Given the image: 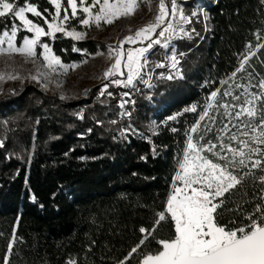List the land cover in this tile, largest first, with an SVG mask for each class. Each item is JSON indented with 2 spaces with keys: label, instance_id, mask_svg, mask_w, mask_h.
<instances>
[{
  "label": "trees",
  "instance_id": "obj_1",
  "mask_svg": "<svg viewBox=\"0 0 264 264\" xmlns=\"http://www.w3.org/2000/svg\"><path fill=\"white\" fill-rule=\"evenodd\" d=\"M183 1L190 15L196 0ZM15 3L17 7L33 3L47 17L53 13L49 0ZM203 3L206 28L192 19V39L173 42L182 78L159 79L160 73L167 76L175 71L155 67L170 63V49L155 46L148 57L153 87L141 83L127 92L129 102L124 112L130 116L123 115L113 102L105 105L96 101L93 108L79 109L74 104L42 100L30 91L0 99V264L5 256L9 264H119L143 238L139 229L151 230L157 214L165 211L173 177L187 147L186 133L198 145H219L224 125L230 126L234 118L225 116L224 108L218 105L229 104L234 117L250 94H264L259 87L264 80V47H259L264 45V0ZM10 24V18H0V30ZM57 37L51 47L63 62L81 61L95 52L89 41ZM73 45L81 51L74 52ZM249 52L255 56L237 72ZM233 72L236 76L230 79ZM218 90L216 100L209 101L211 93ZM224 91L239 99L224 96ZM209 103L208 116L200 120ZM193 105L196 111H184ZM256 107L257 115L251 120L247 116L235 119L231 135L242 140L248 139L241 135L244 131L254 135L246 125L260 123L264 103L257 101ZM81 110L83 118L77 115ZM177 113L182 114L176 120H167ZM197 121L198 131L191 133ZM150 122L155 125L153 131ZM222 141L239 148L237 141L225 137ZM258 147L264 150V145ZM205 154L224 164L218 156ZM255 160L264 161V155L252 154L247 167L237 168L233 174L248 172ZM261 176L264 170L253 168L242 186L225 194L226 209L230 210H226L225 224L232 221L233 227L243 226L250 223L249 215H261L255 211L257 205L264 206ZM174 231L169 217L155 240L125 264H140L145 255L160 251L162 246L155 241L174 238Z\"/></svg>",
  "mask_w": 264,
  "mask_h": 264
},
{
  "label": "snow or ice",
  "instance_id": "obj_2",
  "mask_svg": "<svg viewBox=\"0 0 264 264\" xmlns=\"http://www.w3.org/2000/svg\"><path fill=\"white\" fill-rule=\"evenodd\" d=\"M50 3L55 6V15L48 19L38 10V7L27 3L25 6L17 7L15 0H0V18L11 16L13 20L18 19L21 26L12 24L11 30L7 28L0 33V54L19 53L26 59H31L36 62V58L42 57V67L47 71L39 72L38 75L31 76L30 79L40 82L41 77L47 78L50 73L66 74L70 69H75L77 64H65L60 56H57L52 47L48 43H43L41 37H51L57 39V34L65 37H70L74 41L86 39V33L77 31L75 28L69 30V21L80 17L79 23L85 27L95 25L100 27L101 23L111 24L114 20L123 17L131 16L137 10L140 0H67V7H64L63 0H50ZM98 6V8H97ZM71 9L69 15L68 9ZM63 10V16L61 11ZM45 12L48 10L45 9ZM199 12H203L200 9ZM199 12L193 11L190 15L185 14L180 0H159L158 11L152 22L135 31L134 35H129L124 40L119 42L118 47L109 45L108 57L114 60L111 66L103 73V79L109 81L100 89V96L107 95L111 97L113 94L107 89L109 84L122 86L125 88H135V82L141 80L146 86L153 87L149 80H143V75L146 69L149 68V55L155 46L159 45L165 49H170L172 54L168 57L170 63H158L156 68L169 67L175 70V74L167 76L160 73L159 79L173 80L182 78L178 70L180 60L177 58V53L173 45L174 41L183 39H192L195 29L188 31L184 25H190L192 19ZM27 13H31L35 17H41L43 23L47 26V31L39 23L27 17ZM83 13V16H81ZM205 19L207 15L205 14ZM25 30L32 35L24 36L22 43L17 46L16 37L18 32ZM7 47H4V45ZM125 44L141 45L139 47L124 48ZM42 49L39 53L37 48ZM264 47V45H259ZM81 51L75 45L73 49ZM84 54L87 55L86 50ZM103 55V53H97ZM183 56L184 53H179ZM255 56L254 52H249L240 62V67L237 72L243 70L245 64L248 63L250 57ZM82 61L81 63H86ZM118 79L116 77H125ZM236 76V72L231 74V78ZM18 79L15 75H7L0 73V80L3 79ZM222 83H227L222 81ZM42 87L47 88L46 84ZM237 87H244L237 85ZM259 87L264 90V80L260 81ZM247 91V89H245ZM219 94L218 91L211 93L209 101L216 100ZM127 96L128 93H123ZM224 96H231L232 99L238 100L239 97L233 96L230 91H224ZM251 98L245 100V105L241 106L239 111L235 112L233 117L229 104L225 103L218 105L225 110V116L240 120L241 117L247 116L249 120L257 115L256 102L264 103V94L256 96L250 94ZM61 99H65L61 96ZM128 103L127 100H122L120 107ZM212 107L209 103L200 116V120L208 116V109ZM232 105L231 108H235ZM187 111H196V105L184 109ZM262 115L260 123L256 127L246 125L250 128L249 131L241 133L248 139H238L237 135L233 134L229 137L230 140L237 141L239 148H234L231 144H224L221 140L219 145L209 142L207 145H197L192 135H188L187 147L185 149L183 160L179 162V169L173 177V192L169 195L167 206L164 212L157 214L158 219L155 220L151 230L141 227L139 231L144 234L139 243L131 249L128 256L119 264H125V261L131 258L145 244L155 240V234L159 231L162 225L169 220L174 222V238L159 239L155 241L162 246V250L155 254H147L140 261V264H264V206L257 205L255 211L261 213L259 217L253 218L252 215L247 217L250 223H245L243 226L233 227L232 221L228 224L224 223L226 214V204L228 198L225 194H232L233 190L238 186H242L247 177L251 174V169L261 167L264 170V161L255 160L251 163L248 172L243 175H235L233 171L237 168L247 167V161L251 160L252 154L260 152L264 155L258 145H264V109H261ZM169 116L167 120H176L178 115ZM123 115L130 116L131 113L124 112ZM83 118V110L80 113ZM167 121H165L166 123ZM116 123V121H112ZM200 121H197L192 126L190 132L198 131ZM228 125H224V132H227ZM91 131V130H89ZM124 132L129 129L123 130ZM176 131L175 128L172 129ZM123 134V133H122ZM249 141L254 142L257 147H253ZM2 146V142H0ZM219 148V152L216 149ZM204 152H211L214 156H218L224 164L215 163L202 155ZM229 153L231 154L229 156ZM67 155V154H66ZM143 159V157H142ZM264 183V176L260 177ZM176 181H181L183 187H177ZM27 183V179L25 181ZM190 190V191H189ZM33 202L36 197H32ZM41 207H43L41 205ZM230 211V210H227ZM12 245L9 244V251ZM4 264H9L8 257L5 256ZM74 264V262H70Z\"/></svg>",
  "mask_w": 264,
  "mask_h": 264
},
{
  "label": "rangeland",
  "instance_id": "obj_3",
  "mask_svg": "<svg viewBox=\"0 0 264 264\" xmlns=\"http://www.w3.org/2000/svg\"><path fill=\"white\" fill-rule=\"evenodd\" d=\"M10 2H12V0H10ZM77 2L79 3V0H77ZM87 2L91 3V0H87ZM195 2L201 3L203 2V0H196ZM180 3L186 14V9L183 4L184 1L180 0ZM63 5L64 7H67V0H63ZM158 5H159V0H140L139 7L137 8V10L134 12L133 15L120 17L114 20V22L111 24H104L102 22L100 27H96L95 25L91 27H85L84 25H81L79 23L80 17L70 20L68 25L69 30L75 28L77 31L85 32L86 39L80 41H89L90 43L95 45L96 49L94 53L85 57L81 61H72L68 63L62 61L63 63L68 65L71 64L79 65L75 69H70L66 74L50 73L47 78L41 77L40 82H37L30 79V77L34 75H38L39 72L47 71L41 66L42 57L38 56L36 58V62H33V60L26 59L24 56H22L19 53L0 54V73H4L6 74V76L15 75L19 77L18 79L15 80L7 79V78L0 80V99L5 97L7 94L19 96V95H23L24 92L30 91V94L32 95H34L33 93H37L39 96L43 97L42 100H48L51 102L53 100H57L59 101L60 104L62 103L74 104V105H78L77 108L79 109H84L85 106H91L93 108V103H95L96 101L98 102V104H105V105L107 102L108 103L113 102L112 104L114 106L119 108L121 112H124L127 103L124 105L123 108H121L119 105L122 100L128 101L127 97L124 96L123 93H127L132 89V87L125 88L122 86L109 84V88L107 89V91L111 92L113 95L111 97L107 95L104 96L99 95L100 89L103 87V85L105 83H109V81L103 79V73L114 62V60L109 59L108 57L109 45H111L114 48L118 47L119 42L124 40L126 36L134 35L136 30L145 26L149 22H152L154 20L155 15L157 14ZM52 6H53V13L51 14L50 17H47L45 14L41 12L44 17L51 19V17L55 15V6L53 4ZM68 11L70 15L71 9L69 8ZM191 13H192V9L190 14ZM202 14L203 15L201 14L199 15L197 20L196 17H194L193 20L198 23L202 22V24H204V28H206V24L204 23L205 13ZM26 15L29 19L33 20V22L39 23L47 31V26L43 23V19L41 17H35L31 13H27ZM61 16H63V10L61 11ZM81 16H83V13H81ZM9 18L11 20V24L8 27H6L9 31L11 30V26L13 23L22 27L21 22L18 19L13 20L11 16H9L8 19ZM184 27L188 31H190L189 25H184ZM4 30L5 29L0 30V33H2ZM31 35L32 33H29L25 30L18 32L16 37L17 46H19L22 43L24 36L30 37ZM52 40L53 39L51 37H41V41L43 43H48L50 46ZM139 46L141 45L125 44L124 48L127 49L129 47H139ZM4 47H7V45L5 44ZM40 51H42V49L38 47L37 52L39 53ZM177 52L178 51L176 50V53ZM97 53H103V55H97ZM171 54H172L171 50H168L167 58L170 57ZM82 61H87V62L81 63ZM149 75H151V73L148 69H146L145 74L143 75V80H149ZM116 78L125 79L126 76L116 77ZM141 83H143L141 80H137L135 82V87L137 86V84H141ZM42 84H46L47 88L42 87ZM61 96H64L65 99H61ZM37 100L39 99H36V101ZM86 102H89V105H86ZM243 106H247V105H243ZM79 114L80 113L78 112L77 115L79 116ZM233 120L235 121V119ZM234 121H232L231 125L228 126V130H227L228 133L224 132L225 134L224 136L222 135L219 136L220 142L221 140H223L224 137L225 139H227L231 136L230 128L232 129L233 125L235 124ZM149 125L151 126V130L153 131L155 127L154 123L150 122ZM242 131H244V129H242ZM202 155L207 157L205 152L202 153ZM176 186L183 187V184L181 181H176ZM172 192H173V188L170 194H172Z\"/></svg>",
  "mask_w": 264,
  "mask_h": 264
},
{
  "label": "built area",
  "instance_id": "obj_4",
  "mask_svg": "<svg viewBox=\"0 0 264 264\" xmlns=\"http://www.w3.org/2000/svg\"><path fill=\"white\" fill-rule=\"evenodd\" d=\"M200 9H203V12H199ZM205 10H206V5L203 2H201V3L194 2L192 5V12L193 11L199 12V14L196 16V20L198 19L200 14L203 15L202 13H205ZM178 68H179V65H178ZM170 70L175 71L173 69H170Z\"/></svg>",
  "mask_w": 264,
  "mask_h": 264
},
{
  "label": "water",
  "instance_id": "obj_5",
  "mask_svg": "<svg viewBox=\"0 0 264 264\" xmlns=\"http://www.w3.org/2000/svg\"><path fill=\"white\" fill-rule=\"evenodd\" d=\"M162 250V249H161Z\"/></svg>",
  "mask_w": 264,
  "mask_h": 264
}]
</instances>
